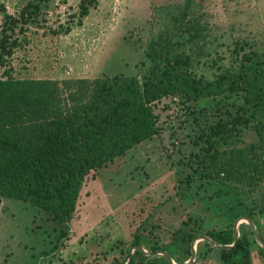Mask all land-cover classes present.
<instances>
[{
  "label": "rangeland",
  "instance_id": "obj_1",
  "mask_svg": "<svg viewBox=\"0 0 264 264\" xmlns=\"http://www.w3.org/2000/svg\"><path fill=\"white\" fill-rule=\"evenodd\" d=\"M31 1L1 3L8 13L19 15ZM82 1L53 0L43 7V22L30 27L25 43L8 61L14 77H142L150 66L144 65L150 43L160 33L179 28L184 17L199 20L205 28L199 47L187 46L199 76L213 79L238 65L234 50L240 43L264 50V0H97L78 25ZM4 71L0 67V78ZM225 102L164 99L155 108L159 134L89 176L69 223L0 196V264H129L137 247L151 254L166 251L173 242L176 264L191 261L194 243L192 264H222L220 250L202 237L221 245L207 233L234 230L239 220V238L245 234L251 241V264H264V247L244 219L263 203L264 177L222 183L195 173L200 137L219 122L237 127L231 140L220 143L222 149L247 150L260 142L257 121L250 114L240 121L235 99ZM254 221L264 241V215ZM179 229L196 239L186 242ZM137 240L141 246L134 245Z\"/></svg>",
  "mask_w": 264,
  "mask_h": 264
},
{
  "label": "trees",
  "instance_id": "obj_2",
  "mask_svg": "<svg viewBox=\"0 0 264 264\" xmlns=\"http://www.w3.org/2000/svg\"><path fill=\"white\" fill-rule=\"evenodd\" d=\"M52 1H31L19 15H12L0 0V67L5 68L0 78L1 197L29 203L53 220L69 223L89 176L159 134L155 108L169 97L184 102L214 99L224 106L233 98L240 121L249 114L257 121L260 142L247 150L220 147L222 141L233 138L236 125L222 121L206 131L195 158L199 178L242 183L264 177V50L240 43L234 50L238 65L223 69L213 79L199 76L187 46L199 47L206 38L205 28L199 20L184 17L179 28L160 33L150 43L144 61L150 66L142 77L18 79L8 61L25 43L30 27L42 20L43 7ZM96 5L97 0L82 1L78 25ZM262 202L259 211L247 217L254 221L264 215ZM177 234L186 235V242L191 243L197 237L183 229ZM207 235L222 246L235 241L232 227ZM141 243L137 240L134 245ZM176 251L173 242L165 252L175 259ZM220 253L222 264H251V241L243 234L233 248ZM129 264L170 263L165 257L150 258L137 251Z\"/></svg>",
  "mask_w": 264,
  "mask_h": 264
},
{
  "label": "water",
  "instance_id": "obj_3",
  "mask_svg": "<svg viewBox=\"0 0 264 264\" xmlns=\"http://www.w3.org/2000/svg\"><path fill=\"white\" fill-rule=\"evenodd\" d=\"M245 220H247L252 228V230L254 231V236L255 238L261 243V245L264 247V241L263 239L256 233V228H255V223L254 221L249 218V217H244ZM239 225H240V220L237 221V223L235 224L234 226V237H235V241H234V244L231 245V246H222V245H218L216 242H214L212 239L208 238V237H202V239L208 241L209 243H211L214 247L218 248L219 250H224V249H231L233 248L239 241V234H238V229H239ZM196 243L193 244V247H192V259L190 262L186 263V264H192L193 261H194V258H195V255H196ZM137 250L138 251H141L143 254H145L147 257H150V258H153V257H156L160 254H162L168 261L170 264H176L174 263L172 257L170 256V254H168L167 252L165 251H160V252H156V253H151V254H148L142 247H137ZM131 259L132 257L130 258L129 260V263H131Z\"/></svg>",
  "mask_w": 264,
  "mask_h": 264
}]
</instances>
